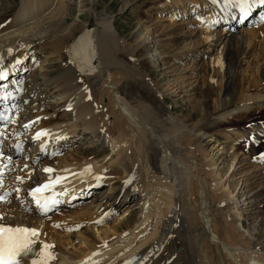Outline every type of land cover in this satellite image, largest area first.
Masks as SVG:
<instances>
[{
  "label": "bare ground",
  "instance_id": "obj_1",
  "mask_svg": "<svg viewBox=\"0 0 264 264\" xmlns=\"http://www.w3.org/2000/svg\"><path fill=\"white\" fill-rule=\"evenodd\" d=\"M191 2L196 4L191 11L197 14V33L202 34L200 39L205 48L199 53L198 59L200 71L205 75L210 68L204 60L221 46L219 55L216 53L212 62H216L212 68L220 69L218 72L220 83H213L215 86L212 85L213 81L205 84L199 106L194 107V111L201 119L194 129L187 128L183 120L172 116H167L166 123H169V126L167 125V128L165 125L163 131L158 126L157 129L153 123H147V118L145 119L136 109L137 105L139 108L142 103H148L158 108L162 114L166 112L160 105V98L152 93L153 90L148 84H141L139 85L141 87L135 88L131 85L133 81H130L124 86L121 84L126 90L119 91V87L116 88L115 76L102 68L112 64L115 57L114 51L111 50V43L115 42L116 35V31L111 27L113 17L96 13L93 0L89 1V7L85 5L84 0H21L20 9L11 17V25L9 26L8 23L6 25L9 26L8 28L0 30V74L12 75L2 82L9 84L8 94L15 91L21 93V99L18 94L9 95V103L17 106L16 109L21 107L23 111L32 114L27 118V113L23 112L22 116L17 117L21 120L20 123L16 119L10 123L13 127L11 128L13 135L8 137L10 145L5 148V144L0 148V166L5 169L11 157L19 156L18 154L25 151L18 140V134L31 129L27 133L32 139L35 131L45 134L40 138L32 157L28 156V163H36L35 169L38 171L25 172L29 178L28 182L16 180L15 187L21 189L17 191V196L12 197L9 187L0 184V196L8 197L6 205L0 202V226L35 230L37 233L31 238L33 253L23 258L22 264H31L33 259H41L42 257L35 255L40 251L52 257L47 264H167L171 257L175 258L172 256L174 249L179 254L175 255L176 258L168 264H264V261L257 256L259 251L264 249V228L261 227V223L255 228L254 225L248 224L254 223V214L258 213L255 212L256 202L259 200H254L256 195L253 197L251 195L253 200L246 197L244 199L246 203L236 206L237 202H233V191L222 183L223 177H218L210 168L216 165V161L214 162L216 156L228 153L224 150L226 147L223 146L217 152L209 154L215 150L213 145L216 142L210 135V128L226 123L233 114L247 111L252 104L264 101V95L259 93L244 94L252 84L242 74V66L247 65L248 70L251 62L258 58L250 47L253 43L251 42L249 46V39L247 40L244 31L254 36L257 31H261V29L257 30V27L264 30V23L260 22L257 16L249 13L251 9L264 12V4L259 3L258 0H251L248 10L242 12L238 6L226 4V0H217L215 4L211 0H191ZM185 9L182 13L186 15L188 9ZM84 11L90 12L96 22V26L90 31L84 24H79L80 16ZM3 22L1 21L0 24ZM29 22H35V27L32 28L33 24ZM26 25L32 30L21 31ZM76 31H79V38L75 37ZM72 38L74 45L71 47L70 44L68 46V42ZM140 38L143 41L142 35ZM16 40L21 43H15ZM37 45L42 48L51 46L50 53L43 52L50 61L54 59V54L60 51L69 57L60 62L62 72L58 76L50 77V72L46 69L39 76L35 67L36 70L32 69L29 71L31 73L26 75V79L21 80L19 77L25 67L17 66L24 61L25 55L31 48L41 55L42 51ZM257 54L260 57V53ZM45 65L49 67V64ZM211 72L214 76L217 74ZM82 77H95V80L92 84H83L82 88L85 90H82L79 84L82 82L79 78ZM65 78L67 81L65 84H70V89H65L62 84L64 81L62 79ZM253 78V86L264 81V54L262 62L256 66V74ZM98 84L101 85L100 89L107 98L105 103L101 101L103 95L97 99L92 94V88ZM72 89L75 98L67 96ZM54 94L57 95L52 98ZM57 96L60 98L58 99ZM56 99L63 102L64 107L68 109L64 111V115L69 117L68 120L53 125L54 128H50L49 131L45 130L43 122L40 125L38 120L30 121L45 115L40 112L41 108L54 106ZM35 111L37 113L34 114ZM5 115L3 113V116ZM108 116L112 117L111 121L108 120ZM51 119H46L45 122L51 123ZM106 126L109 131L104 130ZM251 128L248 132L241 131L242 134L238 139L241 140L243 136L245 139L251 135L253 140L256 139L251 143L255 146L264 137V124L256 123ZM89 136L96 142L99 140L102 148L109 149L112 157L98 160L97 157L83 156L84 151L78 146L79 140ZM45 143L48 144L49 150L44 154ZM91 143L94 141L92 140ZM208 146L211 147L209 152L206 151ZM54 147V151H50V148ZM69 147L76 149L77 156L70 154L65 158L53 157L55 152L59 153ZM196 155L204 160L201 170L195 168V163L191 160L195 159ZM184 156L186 159L189 157V160L184 162ZM67 160L70 162H65ZM44 169L52 171L46 172ZM235 169L236 165L231 169L232 173ZM2 175L4 176V171ZM177 181L181 183L182 188L177 190L178 196L175 194L174 199L172 195ZM108 182L117 186L102 189L92 201L96 206L92 208L86 206L80 212L72 214L76 218L86 215L87 208L96 212L100 207H107L106 213L101 217H98V214L95 217L93 213L94 218L91 219L93 224L85 229L82 227L74 231L75 227H78L77 224L75 225L76 222L68 223V228L72 229L70 240L66 237L55 239L48 228L53 218H48V221L45 219L44 226L41 223L43 219L40 216L55 209L60 216H65L67 211L62 210L65 206L79 203L77 201L86 197L87 194L84 193H88V190ZM46 184L51 186L36 194L42 201L41 204L44 203L45 198L49 201H58L59 195L67 194L66 197H69L74 192L78 193L80 199L62 208L54 203L47 211H42L37 206L32 192ZM210 187L212 193L208 191ZM172 191L173 193L169 194ZM11 197L21 204L10 205L8 201ZM216 198L219 199L218 202ZM210 202H212L211 207ZM243 205L245 207L242 210L240 208ZM175 206L177 210L173 211ZM122 207L126 208V212L131 211L132 217L128 215L123 220L108 222L112 218L110 215ZM121 217L123 218L124 215ZM183 218H185L183 223L186 224L183 226V231L193 232L197 239L201 238L199 244L196 246L195 242L194 246L187 250L188 252L185 251L186 247L183 248L180 236L173 234V228ZM97 225L100 226L99 229L96 228ZM169 229H172V232ZM180 234L182 235V232ZM43 245L52 247L43 249ZM67 245L71 246L72 251L68 252L65 249Z\"/></svg>",
  "mask_w": 264,
  "mask_h": 264
},
{
  "label": "rangeland",
  "instance_id": "obj_2",
  "mask_svg": "<svg viewBox=\"0 0 264 264\" xmlns=\"http://www.w3.org/2000/svg\"><path fill=\"white\" fill-rule=\"evenodd\" d=\"M20 1L21 0H0V22L4 21L2 24H0V30H4L11 25V20H12L11 17L13 16L14 13H17L21 7ZM85 1H86L85 5L86 6L88 5L89 7L88 3L90 0H84V2ZM93 1H94L93 5L96 10V13L106 17H111V16L113 17L111 20L113 21L111 27L116 31V35H115V42L111 43L112 45L110 44L112 46V48L111 46L110 48L112 51H114L115 57H113V61L111 62L112 64H109L102 68L104 70H108L112 75L115 76L114 84L116 85V88L118 89L119 87L118 89L119 91L126 90V88H123V86L125 84H128L130 81H133L131 82V85H133L132 87L135 88L141 87L139 86L141 84L142 85L148 84L153 90L152 93L158 95V97L160 98V103H161L160 105L166 110L168 114L165 111L162 114V112L159 111L158 108H156L153 105L151 106L148 103H142L143 105H140L141 109L140 107L138 108L137 105L136 109L140 112V114H142V116L145 117V119L147 118L146 120L147 123H151V124L153 123L154 126L156 125L155 127L157 129L162 128V130L161 129L160 130L163 131V129L166 128L165 125L169 126V123L168 124L166 123L168 122L167 116L180 118L181 120L184 121L187 128L189 129L196 128V126H198V123L201 121V119L198 117L197 115L198 113L194 111L195 110L194 107L199 106V103L202 98V92L206 87L205 84L211 83L212 81H213L212 85L217 84V82L220 83L219 81L220 77L218 76L219 75L218 72H220V69L218 67L212 68V66L216 65L215 64L216 62L214 63L212 62L214 57L216 55H219V52L221 51L220 49L221 46H219L217 50L214 52V54L211 55L212 57L209 56L206 60H204L208 64V67L210 68L207 75H205L202 71H200L201 67L199 65L200 63L198 60L200 58L199 53L203 52L205 48L201 43L202 40L200 39L202 34L200 32L197 33L198 30V25L196 21L197 14L191 11V9L192 10L194 9L196 4L194 2H191V0H93ZM184 8L188 9L186 15L182 13L184 12ZM8 23L9 26L7 27L6 25ZM29 23L33 24L32 28L35 27L34 25L35 22H29ZM79 24L80 25L84 24L87 27L88 31H90L96 26V22L92 19L90 12L88 13L87 11H84L81 14ZM32 28H28V26L26 25L21 31L32 30ZM243 28L245 29V27ZM257 28H258L257 30L261 29V31L260 30L257 31V34H255L256 36L255 35L250 36L248 33H246L247 31L246 32L244 31V35H246L247 40L249 39L248 40L249 46L253 43V45L250 47L255 51L256 57H258L257 58L258 60L256 59L255 61L251 62V64L249 65L250 69L249 66H248V70L246 69L247 65L242 66L243 76L247 78V81L248 82L250 81V83L252 84L247 90H245L244 94L246 95H253L257 93L264 95V81H262L263 83L261 82L256 83V85L253 86V82H254L253 77L256 74V66H258V64L262 62V55L264 54V50H262L264 49V34H262L264 30L261 27H257ZM78 32L79 31H76L75 33L76 38L80 37ZM99 33H101V31ZM141 35L143 41L140 38ZM15 43L20 44L21 41L17 42L16 40ZM42 44H44V42H42ZM69 44L71 45V47L74 45L73 38L70 40V42H68V46ZM37 47L38 49H40V51H42L41 55H38L37 50L32 51L31 48L28 51V53L25 55L24 61L22 63H19L17 66V67L20 66L25 67L23 71H21L22 74L19 77L21 80L26 79V75L31 73L29 71H31L32 69L33 70L38 69L37 72L39 76L42 73V71L45 69L50 72L49 74L50 77L58 76L62 72V65L60 64V62L63 59L69 57L65 53H62L63 51H60L55 53L54 59L50 61L46 59V56L45 54H43V52L50 53L51 46L42 48L41 46L37 45ZM31 51L35 53H32ZM257 53H260L261 58ZM155 57L158 60L160 59V61H158ZM7 62H9V60ZM45 64H49V67L48 66L46 67ZM210 70L214 71V73L217 72V74L215 73L216 74L215 76L212 75V72ZM248 77L250 79H248ZM82 78H79L80 80H82V82H79L81 88L84 86L83 84L86 85L92 84L95 80V77H82ZM210 78H213L214 80ZM62 81H59V83L62 82V84H64L65 89L67 88L70 89V84L69 85L65 84L67 83L66 78L62 79ZM100 87H101L100 84L94 86L92 88V94L97 99H99L100 96L103 95L101 101L105 103L107 102V98L105 96V93H102ZM82 90L85 89L82 88ZM67 94H68L67 96L71 98L76 97L73 94V89L70 91V93L68 92ZM56 95L57 94H54L52 98H55ZM88 97H90V95ZM140 97H142V95ZM57 98L59 99L60 96H57ZM58 99H56L57 101L54 106L52 107L47 106L41 108L40 112L44 113L45 115H42L37 119H32L30 121L33 122L34 120H38V124L40 123V125L43 122V124L45 125L44 128H46L45 130L49 131L50 128L52 129L54 128L53 125L61 124L65 120H68L69 117L64 115V111H66L67 108L64 107V103L58 101ZM17 111L18 112L14 114V119L16 120H18L17 119L18 116H22L23 112L24 114L27 113L26 114L27 116L25 115L27 118L32 116V114L28 111L25 110L23 111L22 109L21 110L19 109ZM33 113L35 114L37 112L35 111ZM237 114L235 113L232 115L233 117L228 118V122L215 125V127L213 126L214 128L212 127L209 129L210 135H212V138L216 140L215 144L213 145L215 146L214 147L215 150L214 151L212 150L209 154L217 152V150H219V148L223 146L226 147V149L224 150L228 151V153H226L227 155L223 154L221 156H216V160H214V162L216 161V165L213 166V168L212 167L210 168L214 170V172L218 175V177H223L222 183L224 185L226 184L225 185L226 187L229 186L230 190L233 191V196H234L233 202L234 203L237 202L236 206L237 205L239 206V204L241 206V204L246 203V201H244L246 197H250L253 200L254 199L252 198L253 195H256V197L254 196L255 197L254 200H259V201L256 202L257 209L255 210V212L258 213L254 214V223L250 222L248 224L249 226L254 225L255 228L261 223L260 224L261 227L264 228V225H262V222L264 221V187H263L264 181H262L264 180V168H263L264 167V163H263L264 137L261 138V141L255 144V146H252L253 144L251 143L252 142L254 143L256 139L253 140L251 135H249L245 139L244 136L241 138V140L238 139V136L242 134V132L250 131L252 129L251 126L253 124L256 123L264 124V101L262 102L260 101V103L259 102L254 103L251 105V108L249 110L241 113L238 112ZM160 115L162 116L158 117ZM50 118H52L51 123L45 122L46 119H50ZM108 120L111 121L112 117L108 116ZM18 121L20 123L21 120ZM104 130L109 131L108 126H106ZM27 132L29 131L26 130L23 131L21 134H18L19 137L18 140L20 144L24 147L25 151L23 153L21 152L20 154H18L19 156L10 158L11 161H9L8 164L6 163L4 176L3 175L1 176L2 182L4 181L2 185L9 187L12 193V197L13 196L15 197V195L17 196V191L21 190L18 189V187H15L16 180H24L25 182L26 181L28 182L29 178L27 177L26 175L27 173L25 172L27 171L32 172L36 170L35 167L37 168L36 163L33 162L30 164L28 163V156L32 157V154H34L33 152L36 150V145L38 144L39 141H37L35 138L32 139L31 135H29V133ZM28 138H30L31 142H34L33 145L28 143L29 140ZM92 140L94 141V143H91ZM204 143L205 142H202V144ZM64 144H66V142ZM4 145L2 147L0 146V148H3ZM78 146L82 148V150L84 151L83 156L86 157L88 156L90 158L97 157L98 160L107 158L109 156L112 157V153L109 151V149L105 147L102 148L99 144V140L96 142L94 138L91 139V136H89L86 139L83 138V140L80 139ZM55 147L53 149L50 148V151L51 150L54 151ZM44 148L45 151L49 150V146L47 143L44 144ZM210 149L211 147L208 146L206 151L209 152ZM75 151L76 149H74L73 147H69L67 149L60 151L59 153H56L54 157L56 156V157L65 158L70 154L77 156ZM186 160H189V157L186 159L184 156L183 161L185 162ZM191 160L195 163L196 166L195 168L197 169L199 168V170H201L204 160L202 161L200 156L198 155H196L195 159H191ZM65 162H70V160H67ZM235 165H236V169L232 173L231 169ZM207 169H208L207 171H209V168ZM149 170H151V167H149ZM178 182L179 181L175 182V185L173 184L175 186L174 189L176 191L174 190V193L173 191L169 193V194L171 193L174 194L172 195L174 199H175V194L176 196H178V191L182 188L180 187L181 183L179 184ZM113 186L116 187L117 184L112 185L111 182H108L103 186H98L96 188L89 190V196H87L88 193H84V195L85 194L87 195L83 199L77 201L79 203L75 204L73 202L74 204H71L73 206L68 205L62 209L64 210L63 212L67 211V213H65V216L64 215L60 216L58 210H56L48 213V215H44L43 217H41V219H43V221L41 220L42 221L41 223L44 226L45 219L48 221V218H53L51 219L52 221V224L50 225L51 228L50 226L48 228L52 231L53 235L55 236V239L66 237L67 239L69 238L70 240L71 239L70 231L72 229L70 230V227L68 228L69 226L68 223L76 222L75 225L77 224L78 227H75L74 231H77L79 230V228L82 227L83 229H85L88 228V226H91L93 224L92 223L93 221L91 222V219L94 218V216L96 217L98 215H99L98 217H101V215H104L108 209L107 207L106 208L100 207V209H98L96 212H93L92 209L91 210L89 209L90 207L91 208L94 207V205L96 206L95 203L92 204L93 199L97 197V195L102 189H108ZM211 187L208 189L209 192L211 191L210 190ZM12 197L8 201L10 205L12 204L16 206L17 204H21L17 200L14 201ZM0 198H2L0 199V202L5 203L4 205H6L8 198L7 197H0ZM217 199L218 198H216V201L218 202L219 199L218 200ZM211 203L212 202H210V207H211ZM86 206L87 207L89 206V208H87L86 210L87 214L84 216H80L81 219L80 217L76 216L77 218L76 219L72 213L80 212L83 209V207L86 208ZM242 207L240 209L243 210L245 205H243ZM176 210L177 207L175 206L173 211ZM115 212L116 213L110 215V217L112 218H110L108 222H113L116 219L123 220L126 217H128V215L132 217V214H130L131 211L126 212V208L124 207H122L119 211H115ZM122 215H124L123 218L121 217ZM85 216H88L90 219ZM133 216L135 217V215ZM184 221L185 218H183L181 221L177 223L176 227H174L175 229L173 228V234L174 235L176 234L177 237L180 236L184 246L183 248L186 247L185 251L188 252L187 250L191 249L194 245L197 246L199 244V240H201V238L197 239V237H195V234H193V232H188V233L184 232L183 226L186 225L185 223H183ZM65 228L68 229V231ZM96 228L99 229L100 226L97 225ZM178 229H179L178 232L179 233L182 232V235L181 234L179 235V233L177 232ZM171 230L172 229H169V231ZM172 238H174L173 235ZM185 243L187 244V246ZM69 246L68 245L65 246L66 247L65 249L68 252L72 251L71 246L70 247ZM261 251L264 252V249L263 250L261 249L257 256L259 257V259L261 258L264 261V255H263L264 253ZM172 254L171 255L176 258L175 255H178L179 253L177 250L174 249ZM181 256L184 257V255ZM175 258L171 257L169 261L171 262V260L173 261V259Z\"/></svg>",
  "mask_w": 264,
  "mask_h": 264
},
{
  "label": "snow or ice",
  "instance_id": "obj_3",
  "mask_svg": "<svg viewBox=\"0 0 264 264\" xmlns=\"http://www.w3.org/2000/svg\"><path fill=\"white\" fill-rule=\"evenodd\" d=\"M213 4L217 0H211ZM259 3L264 4V0H258ZM251 0H226V4H232L233 6H238L242 12H245L250 7ZM4 75L0 74V79H3ZM0 119H5V117L0 116ZM45 135L44 133H38L35 139H39L40 136ZM46 172H51V169H44ZM59 181H57L58 183ZM49 185H44L43 187H38L33 190L32 196L36 201L38 207L42 211H47L51 204L55 201H49L45 198L43 204H41L40 199L36 196L37 193L45 191L48 189ZM2 199V198H0ZM37 235L35 230L29 229H11L0 227V264H22L23 258L29 256L33 253V242L32 237ZM52 246L43 245V249H48ZM36 256L42 257L41 259H33L31 264H47L48 260L52 259L46 252L40 251L35 253Z\"/></svg>",
  "mask_w": 264,
  "mask_h": 264
}]
</instances>
